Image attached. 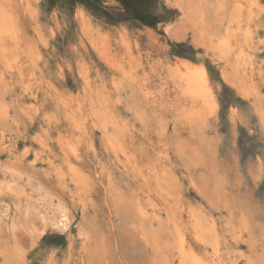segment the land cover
Segmentation results:
<instances>
[{
    "label": "rangeland",
    "instance_id": "rangeland-1",
    "mask_svg": "<svg viewBox=\"0 0 264 264\" xmlns=\"http://www.w3.org/2000/svg\"><path fill=\"white\" fill-rule=\"evenodd\" d=\"M78 1L0 0V264H264V0Z\"/></svg>",
    "mask_w": 264,
    "mask_h": 264
},
{
    "label": "bare ground",
    "instance_id": "bare-ground-1",
    "mask_svg": "<svg viewBox=\"0 0 264 264\" xmlns=\"http://www.w3.org/2000/svg\"><path fill=\"white\" fill-rule=\"evenodd\" d=\"M10 7V6H9ZM2 9V8H1ZM4 9V8H3ZM2 16V15H1ZM0 16V18H1V20H0V26H1V24H2V27L4 26L3 24H4V22H5V20L7 19L5 16H2L1 17ZM3 17H5L6 19L5 20H3L4 18ZM11 17V16H10ZM12 18V17H11ZM10 24V23H9ZM6 25L8 26V23H6ZM1 27V28H2ZM5 27V26H4ZM6 28V27H5ZM5 28H3V29H5ZM10 28V27H9ZM16 28V27H15ZM11 29V28H10ZM14 29V28H13ZM6 30H7V28H6ZM6 32H8V31H6ZM12 33V32H11ZM13 39V38H12ZM19 39V38H18ZM195 65V64H194ZM197 65V64H196ZM185 73H186V84H188V85H190V87L191 86H196L197 88H199V87H203L204 89L206 88V86H207V81H206V79H207V75H206V73H205V71H204V69H202V68H200L199 67V69L198 68H196L195 66H194V68L193 67H190V66H185ZM5 82V81H4ZM242 83V82H241ZM141 84V83H140ZM182 84V83H181ZM1 88V87H0ZM202 88V89H203ZM240 88H241V86H240ZM7 91V90H6ZM247 91H248V89H247ZM141 92V91H140ZM251 92V91H250ZM241 93V92H240ZM252 95V94H251ZM205 100V99H204ZM216 104V103H215ZM127 106V105H126ZM7 109V108H6ZM141 111V110H140ZM205 116V115H204ZM205 118V117H204ZM203 118V119H204ZM140 119V118H139ZM194 119V118H193ZM195 121V120H194ZM200 121V120H199ZM199 125V124H198ZM201 125V124H200ZM201 128V127H200ZM199 128V129H200ZM198 130V129H197ZM201 130V129H200ZM200 130H199V132H200ZM109 137H110V135H109ZM201 137V136H200ZM83 138V137H82ZM202 138H204V137H202ZM112 142V141H111ZM66 143V142H65ZM117 143V142H116ZM115 143V144H116ZM113 144V143H112ZM112 146V145H111ZM115 146V145H114ZM182 146V145H181ZM180 146V147H181ZM113 149H114V147H113ZM181 149V148H180ZM197 153V152H196ZM84 154V153H83ZM195 155V154H194ZM193 155V156H194ZM203 155V154H202ZM72 156V155H71ZM84 157V156H83ZM167 159V158H166ZM168 161H170V160H168ZM193 161V160H192ZM191 161V162H192ZM82 164V163H81ZM194 165V164H193ZM79 166V165H78ZM84 167V166H83ZM81 168V167H80ZM131 170V169H130ZM53 174V173H52ZM194 174H196V173H194ZM164 176H165V174H164ZM169 177V176H168ZM174 178V177H173ZM207 178V177H206ZM163 179V178H162ZM162 179L160 180L161 182H162ZM171 179V178H170ZM164 180V179H163ZM159 181V180H158ZM159 181V182H160ZM167 180H165V182H166ZM171 181V180H170ZM206 182V181H205ZM192 185H194V184H192ZM203 186V185H202ZM218 186V185H217ZM223 186V185H222ZM197 187V186H196ZM204 187V186H203ZM219 187V186H218ZM221 187V186H220ZM168 188V187H167ZM90 189V188H89ZM218 190V189H217ZM114 191V190H113ZM115 191H117V190H115ZM118 199V198H117ZM120 199H121V197H120ZM112 201V200H111ZM122 202V201H121ZM43 210H45V209H43ZM50 211V210H49ZM63 213V212H62ZM62 217V216H61ZM151 217V216H150ZM65 218V221H66V217H64ZM62 219V218H61ZM68 220V219H67ZM162 220V219H161ZM164 220V219H163ZM64 222V221H63ZM137 222V221H136ZM65 223V222H64ZM67 223V222H66ZM148 223V222H147ZM240 223V222H239ZM64 225V224H63ZM69 225V224H68ZM61 227H62V225H61ZM63 227H65V226H63ZM68 227V226H67ZM243 227V226H242ZM65 229H67V228H65ZM145 230V229H144ZM91 233V232H90ZM150 235H151V233H150ZM181 235V234H180ZM94 236V235H93ZM139 238H140V235H139ZM94 239V238H93ZM158 242V241H157ZM182 245H184V244H182ZM164 246V245H163ZM181 246V245H180ZM188 246V245H187ZM155 247V246H154ZM182 248V247H181ZM163 249H165V248H163ZM194 250V249H193ZM164 250H162V252H163ZM197 251V250H196ZM197 254V253H196ZM202 257V256H201ZM170 259V258H169ZM169 261V260H168ZM181 261V260H180ZM200 264V263H199Z\"/></svg>",
    "mask_w": 264,
    "mask_h": 264
},
{
    "label": "trees",
    "instance_id": "trees-1",
    "mask_svg": "<svg viewBox=\"0 0 264 264\" xmlns=\"http://www.w3.org/2000/svg\"><path fill=\"white\" fill-rule=\"evenodd\" d=\"M120 3L124 4L125 6V3H126V0H118ZM78 2H84L86 4H90V5H94V4H97L99 6L98 9H101L102 6L100 5L102 3V0H79ZM96 8H93V9H90V11L94 14H96V11H95ZM135 18V17H134ZM137 21H140L142 24H146V25H149V23L143 19L139 20L138 18H136Z\"/></svg>",
    "mask_w": 264,
    "mask_h": 264
}]
</instances>
